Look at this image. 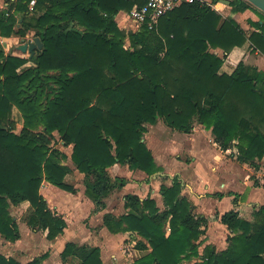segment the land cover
<instances>
[{
  "label": "trees",
  "instance_id": "1",
  "mask_svg": "<svg viewBox=\"0 0 264 264\" xmlns=\"http://www.w3.org/2000/svg\"><path fill=\"white\" fill-rule=\"evenodd\" d=\"M31 1L14 0L0 10V234L6 240L21 236L11 207L25 201L30 204L27 224L48 239L67 227L40 191L46 180L75 192L65 182L68 156L51 145L55 133L66 146L73 144L74 165L92 177L86 180V194L95 212L105 207L113 188L126 183L113 178L109 167L121 163L148 175L157 171L143 138L146 124L160 118L184 132L197 119L223 151L234 147L239 162L260 167L264 71L242 60L231 73L220 69L227 55L248 41L264 55L263 15L249 19L254 30L248 36L236 19L223 18L195 0L161 17L154 29L142 25L126 33L116 16L129 14L141 0H35L33 14ZM251 6L236 0L232 12ZM31 32L43 42L37 55L5 53L2 37ZM127 37L129 48L124 46ZM14 108L23 121L18 133L7 126L15 123ZM181 190L176 176L171 186L160 189L165 210L151 197L127 194L124 215L105 214L110 232L141 237L135 247L143 253L135 264H182L193 257L201 260L196 264H264V203L253 221L234 209L223 213L220 220L232 233L227 248L217 251L208 244L200 251L208 221L193 214L191 204L180 198ZM48 256L45 252L25 264H44ZM71 256L80 264H103L96 246L67 242L61 257ZM0 264L22 263L0 253Z\"/></svg>",
  "mask_w": 264,
  "mask_h": 264
},
{
  "label": "crops",
  "instance_id": "2",
  "mask_svg": "<svg viewBox=\"0 0 264 264\" xmlns=\"http://www.w3.org/2000/svg\"><path fill=\"white\" fill-rule=\"evenodd\" d=\"M12 1L14 0H0V10L7 9ZM244 13L247 14L248 11L232 13L231 17L239 20L238 18L243 16ZM119 15L122 16V21L119 20ZM250 16H252V20H258L256 15ZM116 21L121 28L125 29L130 26L133 31L140 29L139 25L130 18L127 12H119ZM19 25H17L16 30L19 29ZM250 27V31L246 30L247 33L254 30L251 25ZM30 38H34V36L28 37L27 40ZM13 39L15 40L14 48L18 50L16 38H6L5 40L9 46H13V43H9ZM27 40H23V42ZM7 52L10 54V51ZM250 53L256 54L257 57ZM20 56L28 58L31 55L29 52L23 53L20 51ZM252 57H254L253 66L259 71H264V55L254 51L251 44L247 42L242 47H235L227 55L220 72L231 73L241 60L248 64ZM146 126L147 132L144 134L143 141L153 153L158 168L157 171L152 175H148L143 170L133 169L128 164L121 163L109 167L107 170L113 178L125 179L126 183L124 186L113 188L104 199L105 207L97 212L94 211L95 204L93 200L86 194V180L88 178L91 180L92 177L81 173L74 165L71 159L73 144L66 146L61 141L62 145L59 148L70 159L69 162H64L70 168L65 177V182L73 186L75 192L64 190L46 180L41 185V194L47 201L50 210L53 214L65 219L67 223L64 232L53 240L48 239L46 233H43V243L48 246L45 252L49 253V256L43 262L44 264H48L49 261L56 262L57 258H61L62 262L60 264H63V262L69 263L70 261L80 264L81 261L77 257L71 256L66 260L62 259L61 253L67 242L99 247L103 264H135V260L143 253L135 247L141 237L134 232H110L104 223V216L107 213L117 218L124 215L126 213L125 196L127 194H136L142 200L151 197L156 201L160 210H165L166 207L160 189L162 185L171 186L176 176L182 182L180 198L191 204L193 214L205 217L208 221L205 234L201 238V251L208 244L215 246L217 251L227 248L229 244L228 237L232 233L220 220L223 213L234 209L239 212L241 217L250 221L254 220V211L264 203V162H258L260 164L258 169L248 163L239 162L237 153L234 151L235 148L223 151L212 132L199 123L197 119L193 120L189 132L171 128L161 118L158 119L157 123L146 124ZM199 160L206 161L203 163L206 166L208 165L206 169L213 173L212 178L203 175L197 166ZM227 166H232L233 169L238 168L237 170L243 169L245 176L239 178L232 169H226ZM215 181L220 182L218 185H214ZM238 182H240L239 185L236 184ZM250 187L252 193L247 201H243L241 197L244 191ZM220 194H223V196L221 197ZM208 203L212 204L211 210L205 209ZM20 206H23L26 210L23 213L25 219L23 223H19L14 216L19 224L20 238L12 242L6 240L0 234L7 244L13 246L22 245L26 234L34 237L39 231H42L33 229L27 224L26 215L30 210L29 202L25 201L12 207L19 208ZM76 209L79 212H76ZM73 210L76 216L71 213ZM31 231L32 233L29 235ZM59 238H62V240H59ZM143 241L147 243V240L144 239ZM30 249L32 250L33 247ZM2 254L20 261L12 254ZM36 256L38 255L34 257ZM20 262L25 264L22 261Z\"/></svg>",
  "mask_w": 264,
  "mask_h": 264
},
{
  "label": "rangeland",
  "instance_id": "3",
  "mask_svg": "<svg viewBox=\"0 0 264 264\" xmlns=\"http://www.w3.org/2000/svg\"><path fill=\"white\" fill-rule=\"evenodd\" d=\"M235 1L236 0H232V3L235 2ZM220 8L221 9H224L222 13L218 12L219 14H221L223 16V18L231 17V15L233 13L232 12V4H231L230 7L228 6V7L224 8V6H220ZM30 11H31L32 14L34 13V10H30ZM247 11H248L247 14L244 13V15L241 16V17H239L238 18L239 20H237L240 23V25L242 26V28L245 30V32H246V30L250 31L249 28H251L250 25H249V19L252 20V16H250V15H256V19H258V20H260L262 18L261 15H263V18H264V13H261L260 10H258L254 6H251V8L248 9ZM119 20L120 21L123 20L121 15H119ZM18 25H19V28H20L21 27V22L20 21L18 22ZM121 29L125 30L126 33H129V32H132L133 31L130 28V26H127V28H125V29L124 28H121ZM246 34L249 36L250 35V32H248V33L246 32ZM33 36H34V33L31 32V33H28L25 37H20V36H16V35H12L10 37H2L1 38V43H2V45L4 47V50H5V53L6 54L7 53L9 54V52H7V51H10V54H15V55H19L20 56V51H18L17 49L14 48L15 47V40L13 39L12 42H9V43H13V46H9V44L6 42L5 39L6 38H13L14 37V38H16V43H18V46H19V45L25 43V41L23 42V40H26L28 37H33ZM124 46H125V48H129L130 47V40H129L128 37L125 38V45ZM215 52L217 54H219L220 56L223 55V50H221V49H217V50H215ZM250 54L253 55L254 53H250ZM26 55H28V54H26ZM254 56L257 57L256 54H254ZM253 63H254V57L251 58L250 62L247 65L253 66ZM13 119H14V122L15 123H9L7 126H10L9 127L10 129H14V131H16L18 133V132H20V130L22 128L23 121H22L20 112L16 108H14V110H13ZM51 143H52L51 145L53 147L54 146L60 147L62 145V142L60 140V136H59L58 133H55L54 134V137H53ZM234 151L237 153V149L236 148H235ZM69 160L70 159H67L66 161L69 162ZM203 162H206V161L205 160L204 161L199 160L198 165H197L198 168L202 171V173H203V175L205 177H207V178H210L211 177L212 178L213 173H210L208 171V169H206V168H208L207 167L208 165L206 166ZM261 162H264V159ZM226 169H232V171L234 172V174L237 175L239 178H243L245 176V171L243 169H239V170H237L238 168L237 169L236 168L233 169L232 166H227ZM219 182L220 181H215V184L214 185H218ZM239 183L240 182H238L236 184L239 185ZM232 187L233 188H236L234 186H232ZM237 188H239V187H237ZM251 190H252V188L250 187L246 191H244V194L241 197L243 201H247L248 200L249 195L252 193ZM205 209L206 210H211L212 209V204L211 203H208L205 206ZM25 211L26 210H25V208H23V206H20L19 208H17V207H12L11 208L12 215L17 218V220H18L19 223H23L25 221L24 214H23ZM76 212H79V210L76 209ZM71 213L74 216H76V213H75L74 210L71 211ZM30 233H32V231L29 232V235H30ZM43 233H44L43 231H39V233L36 236H34V237L28 236L26 234L25 237H24L25 239L23 240V243L20 246H13L11 244H7L6 241L0 236V252L7 253V254H12L15 257H17L18 259H20V261H22L23 263H25L26 261H28L29 259H31L35 255H40V254L44 253L47 250L48 246H46L43 243V240H42ZM62 238H59V240H62ZM31 247H33L32 250L30 249ZM119 254H120V252H119ZM200 261L201 260L199 258L193 257L190 260L189 259L183 260L182 261V264H196V263H199ZM60 262H62L61 258H57L56 259V262H50L49 261L48 264H60ZM63 264H77V262H75V261H72L71 262L70 261L69 263L63 262Z\"/></svg>",
  "mask_w": 264,
  "mask_h": 264
},
{
  "label": "built area",
  "instance_id": "4",
  "mask_svg": "<svg viewBox=\"0 0 264 264\" xmlns=\"http://www.w3.org/2000/svg\"><path fill=\"white\" fill-rule=\"evenodd\" d=\"M143 3L141 5L136 4L133 6L132 10L129 13L130 18H132L138 25H147L149 29H154L160 20L161 17L167 15L175 8L181 6L184 3L192 2L195 0H141ZM210 6L217 12L222 13L224 9H221L220 6L230 7L232 4L228 5L225 3L226 0H196ZM36 4L35 0L30 2V10H34ZM33 39V38H30ZM27 40V39H26ZM29 40V39H28ZM26 42V41H25Z\"/></svg>",
  "mask_w": 264,
  "mask_h": 264
},
{
  "label": "water",
  "instance_id": "5",
  "mask_svg": "<svg viewBox=\"0 0 264 264\" xmlns=\"http://www.w3.org/2000/svg\"><path fill=\"white\" fill-rule=\"evenodd\" d=\"M252 6L264 13V0H245ZM226 4L230 5L231 1L226 0ZM22 22V20H20ZM43 49V42L40 37H34L33 39L27 40L25 43L18 46V50L27 53L29 52L31 56L37 55L38 51Z\"/></svg>",
  "mask_w": 264,
  "mask_h": 264
}]
</instances>
